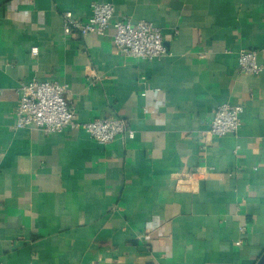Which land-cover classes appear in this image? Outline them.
Segmentation results:
<instances>
[{
  "label": "crops",
  "instance_id": "1",
  "mask_svg": "<svg viewBox=\"0 0 264 264\" xmlns=\"http://www.w3.org/2000/svg\"><path fill=\"white\" fill-rule=\"evenodd\" d=\"M94 3L152 23L167 56L124 57L113 25L66 37L63 14ZM244 49L264 62V0H0V264H257L264 74L239 73ZM32 80L67 86L78 123L123 119L134 138L17 129ZM224 104L242 126L215 137Z\"/></svg>",
  "mask_w": 264,
  "mask_h": 264
},
{
  "label": "built area",
  "instance_id": "2",
  "mask_svg": "<svg viewBox=\"0 0 264 264\" xmlns=\"http://www.w3.org/2000/svg\"><path fill=\"white\" fill-rule=\"evenodd\" d=\"M88 19L76 18L73 13L63 14V30L66 37L98 35L105 36L113 25V44L124 57L145 61L160 60L167 56L161 30L152 23L129 20L114 21L115 7L111 3L91 5ZM31 56L37 57V47L31 49ZM238 71L246 76L264 74V62L258 59V52L244 49L238 53ZM19 104L15 117L17 129H32L52 135L64 131H81L90 135L99 145H108L120 137L134 138L127 121L123 119H97L80 124L70 108L65 95L67 86L49 81L32 80L22 83ZM243 108L228 104L220 105L210 123L209 134L215 137L238 135L242 126ZM195 175H200L197 173ZM244 231V229H242Z\"/></svg>",
  "mask_w": 264,
  "mask_h": 264
},
{
  "label": "water",
  "instance_id": "3",
  "mask_svg": "<svg viewBox=\"0 0 264 264\" xmlns=\"http://www.w3.org/2000/svg\"><path fill=\"white\" fill-rule=\"evenodd\" d=\"M257 264H264V254L262 255Z\"/></svg>",
  "mask_w": 264,
  "mask_h": 264
}]
</instances>
